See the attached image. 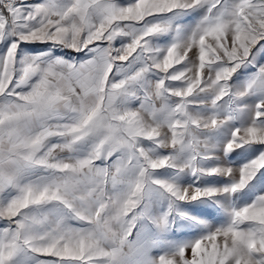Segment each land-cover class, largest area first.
<instances>
[{
    "label": "snow or ice",
    "instance_id": "snow-or-ice-1",
    "mask_svg": "<svg viewBox=\"0 0 264 264\" xmlns=\"http://www.w3.org/2000/svg\"><path fill=\"white\" fill-rule=\"evenodd\" d=\"M0 264H264V0H0Z\"/></svg>",
    "mask_w": 264,
    "mask_h": 264
}]
</instances>
